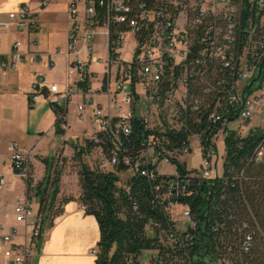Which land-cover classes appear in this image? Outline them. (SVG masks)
Listing matches in <instances>:
<instances>
[{
	"label": "built area",
	"instance_id": "1",
	"mask_svg": "<svg viewBox=\"0 0 264 264\" xmlns=\"http://www.w3.org/2000/svg\"><path fill=\"white\" fill-rule=\"evenodd\" d=\"M32 1L36 8L25 5L10 13V23L3 26L36 31L50 0ZM67 15L64 82L60 86L37 78L30 107L49 99L62 109L56 118L64 130L69 103L82 98L78 120L84 121L89 108L96 131L86 139L88 144L73 146L72 157L79 155L103 172L123 166L129 176L145 177L153 186L159 177L164 192L157 199L167 203L169 217L186 224L181 231L194 228L189 207L176 201L185 187L175 161L186 166L183 159L196 150L198 168L185 167L193 172L190 177L216 178L223 169L229 131L239 137L261 136L254 159L264 161V0H68ZM97 41L101 57L92 54ZM21 47L16 42L10 59H0V67L18 70ZM42 56L35 54L33 61ZM54 66L52 62L50 68ZM133 121L141 124L142 134L139 150L129 156L122 140L129 138ZM179 132L185 139L172 145L169 134ZM7 152L13 176L25 182L27 194L14 208L16 223L24 226L23 242L16 241L17 227L0 224V255L7 264H31L46 216L35 207L34 182L28 191L31 152L17 142ZM160 164L173 166L174 174L160 173ZM163 175L173 178L163 181ZM12 186L0 174V203ZM96 254V248L89 252L94 258Z\"/></svg>",
	"mask_w": 264,
	"mask_h": 264
},
{
	"label": "trees",
	"instance_id": "2",
	"mask_svg": "<svg viewBox=\"0 0 264 264\" xmlns=\"http://www.w3.org/2000/svg\"><path fill=\"white\" fill-rule=\"evenodd\" d=\"M50 106L57 117L62 109L53 103ZM131 126L129 138L122 141L126 154L134 156L140 148L142 126L135 121ZM55 129L57 133L64 132L58 118ZM184 135L179 132L168 138L176 145L185 139ZM260 141L261 136L254 133L239 137L229 131L224 140L223 169L213 179L190 177L193 172H187L183 163L174 162L185 187L176 201L189 207L195 223L186 231L176 228V221L168 215L167 203L161 204L157 199L164 192L159 177L154 182L160 186L159 191L137 174L119 186L118 175L126 171L123 166L103 172L81 164L77 173L81 193L58 200L62 170L53 175V162L41 158L46 176L34 188L39 212L51 224L63 214L66 203L76 201L85 215L94 217L99 240L93 264H207V257L218 264H264V161L254 159ZM74 159L80 156L75 155ZM161 177L163 181L173 178ZM33 182H29V192ZM247 238L250 241L245 251ZM145 254L147 258L142 260Z\"/></svg>",
	"mask_w": 264,
	"mask_h": 264
},
{
	"label": "crops",
	"instance_id": "3",
	"mask_svg": "<svg viewBox=\"0 0 264 264\" xmlns=\"http://www.w3.org/2000/svg\"><path fill=\"white\" fill-rule=\"evenodd\" d=\"M25 5L32 8L37 7V3L32 0H0V59H10L16 42L22 43L20 51L23 54V62L18 70L0 67V143L5 135L10 136L6 141L7 147L10 143L17 142L23 149L31 152L30 170L34 183L37 184L46 176V166L37 159V156L32 155L33 147H28L31 139L34 138L30 131L33 130L31 123L35 122L32 112L28 109L29 99L32 97V85L37 78H42L49 83H57L60 86L64 82L66 63L64 53L69 30L68 0H50L49 7L41 14L39 28L32 33L20 32L15 26L4 27L3 24L10 23L9 14ZM58 49L61 50V54H56ZM39 53L43 56L38 57V60L34 62V55ZM55 61L58 66L56 75L53 74L55 66L50 68V64ZM74 98H78L76 100L78 104L82 101V98L78 96ZM41 101L42 99L36 104V108ZM41 107L43 108V105ZM49 111L55 127L56 114L51 106ZM67 116L68 109L65 116L66 125H68ZM28 119L31 120L28 126L30 129L27 130L29 136L24 133L25 129L22 127ZM35 128L37 132L44 134L40 125L36 124ZM82 129L83 134L78 135V140L76 143L73 142V146L82 144L96 131L93 121L82 126ZM73 146L69 153L65 152L64 145L58 151H61L63 157L73 158ZM7 156V160L0 161V174L6 175L13 186L4 193H11L17 184H21L23 188V195L11 198L14 209L17 201L26 196L27 187L24 181L13 176L9 154ZM63 210V214L57 216L51 224L46 217L42 236L37 243L36 256L31 264L94 263L95 258L89 255L90 250L96 248L99 240V230L94 217L85 215L83 207L76 201L66 203ZM4 226L7 229L17 227L19 236L16 241L23 242V224H18L15 220L13 224ZM3 262L1 264H7L5 260Z\"/></svg>",
	"mask_w": 264,
	"mask_h": 264
},
{
	"label": "rangeland",
	"instance_id": "4",
	"mask_svg": "<svg viewBox=\"0 0 264 264\" xmlns=\"http://www.w3.org/2000/svg\"><path fill=\"white\" fill-rule=\"evenodd\" d=\"M127 52H125L126 54ZM93 56L101 57L103 54L102 47L100 46V41H97L96 44L93 43ZM93 69H96L98 72H101V67H93ZM54 75L58 74V66L57 62L55 61V70L53 72ZM263 74H264V65H263ZM258 82H256L255 86ZM96 84H93V87H95ZM78 98H73L72 101L69 103L67 109H68V116L66 118L67 120V127L64 129L63 133H57L53 118L50 113V103L51 101L47 98H42V101L38 104L37 108L36 106L34 108H31L30 105L28 109L32 112L33 120L35 121L32 125V129L30 130L31 133L34 135V138L31 139V144L28 145L26 141V145L28 147L32 146V155L37 156V159L41 161V158H47L49 161L53 162V171L52 174L54 175L56 171L62 170L61 175V184H60V194L58 197V200H62L64 197L67 196H79L81 193L80 189V183H79V177H78V169L81 164H86L90 167V164L87 163L86 159H74V158H66L62 156L61 151H58V149L64 145L65 152H70L71 148L73 146V142L76 143L78 140V135H82L83 132L81 131L82 126L86 125L87 123H92V118L90 116V110L89 108H86L84 111L85 119L84 121L78 120V113L77 110V104L78 101H76ZM43 105V108L41 107ZM42 108V109H41ZM76 109V110H75ZM29 118V117H28ZM30 119H28L25 124L22 126L24 130V133L27 135ZM36 124L41 126V129L43 130L44 134L42 135L41 132H37L36 130ZM95 125V124H94ZM84 129V128H83ZM82 129V130H83ZM29 136V134L27 135ZM10 136H6L3 138L4 140L0 143V161L7 160L8 152L6 150L8 143L6 142L7 139ZM223 146H220V151L222 152ZM58 151V152H57ZM57 153V154H56ZM56 154V155H55ZM183 162L186 164L188 169H196L199 166L200 162V154L194 150L192 154L186 156L183 159ZM221 164L219 166L220 171ZM33 170V169H32ZM158 170L160 173L165 175H173L174 174V168L171 165H165L160 164L158 166ZM119 186L124 185V181L129 177L128 172H121L119 173ZM34 181V178H32ZM63 191H62V189ZM6 192V191H5ZM23 195V188L21 184H17L16 187L13 189L11 193H3V200L0 204V223H3L4 225L13 224L15 222V212L13 209V201H11L12 197L15 196H21ZM34 203L36 209L39 207L37 203V199L34 196ZM56 211V208H55ZM44 216H46L44 214ZM47 217V216H46ZM175 226L179 230H183L186 227V224L182 223V221L175 222ZM21 227V225H19ZM147 258L146 254L142 256V260ZM3 258L0 256V262H3ZM207 264H218L214 259L207 257L206 258Z\"/></svg>",
	"mask_w": 264,
	"mask_h": 264
},
{
	"label": "water",
	"instance_id": "5",
	"mask_svg": "<svg viewBox=\"0 0 264 264\" xmlns=\"http://www.w3.org/2000/svg\"><path fill=\"white\" fill-rule=\"evenodd\" d=\"M255 81H257V78H255V79L251 82V84L254 83Z\"/></svg>",
	"mask_w": 264,
	"mask_h": 264
}]
</instances>
